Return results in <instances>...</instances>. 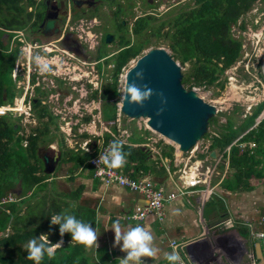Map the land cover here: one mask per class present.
<instances>
[{
	"label": "trees",
	"instance_id": "1",
	"mask_svg": "<svg viewBox=\"0 0 264 264\" xmlns=\"http://www.w3.org/2000/svg\"><path fill=\"white\" fill-rule=\"evenodd\" d=\"M56 1L59 3L58 5L61 7V10L66 11V3L64 4L63 0ZM108 1L117 4L116 1ZM255 1L194 0L196 7L184 11L182 8L180 14L172 18L170 28L173 31L166 32L164 38L169 40L168 47L173 52L172 56L182 66L185 63H190L188 75L182 78L183 85L187 88L196 86L206 89L213 85L219 86L222 84V82H219L220 77L224 74L225 69L236 60L241 44V40L232 37L230 32L231 27L236 25L239 19L245 17L248 11L252 9ZM46 4L47 0H0V104L12 103L15 95L20 94L22 91L21 89L15 90L14 83L10 87L5 83V80L12 81L11 72L14 68V63L22 51L19 48L22 42H19L16 36H18L19 32L23 31L40 33L39 24L44 18ZM65 16L66 12L61 16L63 23ZM145 19L150 22L149 20L152 18H139L133 25L132 35L136 40H134L133 45L128 49L122 50L120 54H117L114 61L111 59L106 61V64H109L111 61L114 62L112 81L109 83L113 87L109 90V93L111 91L115 93L116 91L117 75L121 68L130 58L138 55L147 43L148 39H139L140 34L146 32V27L149 26V23ZM61 21L59 22L60 25ZM124 25L125 23L119 20L117 22L118 30L120 31ZM35 29L36 31H33ZM155 29L156 32H153L154 35L160 37L162 35L160 34V27H156ZM3 34L7 35V44ZM11 39L16 45L10 48L9 41ZM114 40H116L115 37ZM37 41H39L38 38ZM118 42L119 46H127L131 42V38L119 34ZM100 49L95 57L97 59H99L100 55L103 57ZM220 63H222V66ZM59 81L60 83L58 85L64 90L66 87L62 86V80ZM32 82L34 95L31 99V117H35L38 121L43 118L45 119L41 122L43 124L42 129H37V127L33 128L32 132L25 138L28 143L23 145L24 138L15 134L19 125L10 119L9 114L0 116V231H5L9 226L13 228L12 233L0 238V264H34V261L27 259L28 253L25 250L30 240L33 238L39 239L41 234L49 232V241L47 243L49 246H52L56 240L61 238L59 235V225L50 226L52 202L49 203L42 218H38L35 211L32 210L30 212V203L27 206L29 209L28 213L26 216H22L19 215L18 210L20 202H15L14 200H8L5 203L2 202L4 196H7L8 193L17 198L29 193L28 198H31L39 191L44 192L43 190L48 185L46 178L49 177L50 172L45 171L44 161L40 155L41 149H39L38 145L40 140L50 138H45V136L50 132L51 124L54 125V128L57 126L55 118L58 116L54 115L53 110L49 109L50 105L41 103L43 94H46L48 91L45 92V89L40 84L37 86L34 85L36 82L35 76H33ZM70 88V86H67L65 93L71 90ZM50 90L52 92L55 89L51 88ZM89 97L93 99L98 98L97 92L95 90L91 91ZM102 98L107 99L108 95L105 94L104 96L102 94ZM111 110L112 113L110 115L105 113L104 118L112 120L116 117V105L114 102ZM263 110L264 102L260 103L252 114L243 120L239 128V131H244L252 126V129L243 139L248 141L252 140L256 146L254 153H251L247 147L243 148L240 145L231 146L228 167L235 170L236 173L233 174L234 178L230 174L225 175L222 183L225 185L223 186L224 189L240 190L244 183L243 179L247 181L246 184H249L253 176L256 178L264 175V148L260 147L262 142H264V115L260 119V113ZM214 119V117H211L209 122L214 121ZM227 121L229 120L227 119ZM47 123L51 124L48 125ZM237 133V129H229L228 134L214 139L213 147L217 146L223 149L230 144V141L235 138ZM102 139V145L109 142L112 143L116 140V138L109 134L103 136ZM147 149L149 148L144 146L123 145V151L127 154L126 163L128 161L129 163L135 162L139 164L134 169H129L127 171L128 173H138L140 169L148 175L153 172L146 169L147 167L142 166L146 157L149 156ZM99 150L100 148L98 150L88 151L77 147L76 150H69L67 152L70 159L75 160L76 165H82L84 163L85 167H90L89 159L95 156ZM172 151L173 147L171 145H163V155L167 153L171 155ZM67 152L62 154V156L67 155ZM259 153L263 155V159L261 160L255 157V154ZM224 156H227L226 152H224ZM257 163L262 164L258 170L254 168V165ZM148 170L149 172H147ZM229 176L234 181L233 183L228 182V184H225V181L231 180L228 178ZM17 183L20 186V193L13 190ZM45 201H47V197L44 195L41 197L40 202H37L35 205L41 206ZM1 207H5V209ZM43 216H46L48 220L45 221ZM43 221L46 224L38 226ZM18 223L20 225H17ZM63 238H71V234L65 233ZM41 264L94 263L89 262L88 258L84 256L80 243L75 245L64 243L55 248V256L53 258L49 259L47 254H45Z\"/></svg>",
	"mask_w": 264,
	"mask_h": 264
},
{
	"label": "rangeland",
	"instance_id": "2",
	"mask_svg": "<svg viewBox=\"0 0 264 264\" xmlns=\"http://www.w3.org/2000/svg\"><path fill=\"white\" fill-rule=\"evenodd\" d=\"M97 6L96 9L90 13H97L101 17L102 21V27H94L92 28L89 23L83 24L84 18L81 19L76 18L71 23H68L67 29L64 30V27L66 26V22L61 21V38L63 35L66 34V32H72L73 36L77 37L82 43L83 41L85 43L84 47L86 50V53L88 54V60L83 59H77L71 56V52H69L64 46H61L57 44L56 42V35L55 34H49L45 35L41 39L42 42L40 43L41 46L34 44L33 42H36V36L37 33L35 32H19L17 37V40L19 42H22V44L19 45V48L22 49L21 54L16 59L14 63V68L11 72L12 81H6L5 83L7 86L10 87L12 83L15 85L16 89H21V93H23V99L24 100H30L33 98L34 92H33V82L32 78L35 76L36 82L34 85L42 86L43 89H45V92L48 91L46 94H43V97L41 99L42 104H51V98L54 99L56 104H51L49 107L50 110H54L53 112L55 114H69L71 115L73 112L69 111L65 106L64 102L62 101V104L58 103V98L60 93L62 96L66 92L67 86H71V90L68 91V93L65 95L64 98L68 99V96L72 98H80L82 100H85L86 95L89 94L91 91H94L97 87V95H100L103 93L105 96L109 94V90L112 89V85L109 84L112 81V63L108 65H104V63L101 61L98 65L95 64V57L97 56V42H99L98 34L99 31H109L113 32L115 34L116 40L111 42L107 45V42L102 38V43L99 45L100 52L104 56L107 53L113 52L115 50H118L119 46V34H123L126 37H130L131 40H135L134 36L132 35V28L137 20L136 18H152L148 22L147 19L145 21L149 23V26L146 27V32H143L140 34L139 39H148L147 43L145 44L144 48L141 50L138 56L146 52L149 48L152 47H164L167 49L170 55H172L171 49L168 47L169 40L164 38V34L166 32H172L173 29L170 28L172 25V18L174 16H178L180 14V10L183 8L184 10H190L194 7V0H110V1H116L118 4H122V9L117 8L115 2L110 3L108 0H96ZM52 5L56 6L54 9L52 8ZM262 8V9H260ZM31 10V9H29ZM57 3L54 2V0H50L49 6L46 7V10L44 12V15L52 12L57 11ZM121 10V11H120ZM120 11V12H119ZM57 15V12H55ZM149 14V15H148ZM45 17V16H44ZM125 22V25L118 30L117 22L121 19ZM44 19V18H43ZM42 19V20H43ZM51 19L55 20L56 25V17L55 19L51 17ZM42 22V21H41ZM98 22V21H97ZM41 24V23H40ZM39 24V29H40ZM54 25V27H55ZM242 26H244L242 28ZM73 29H72V28ZM156 27H160V34H162L160 37H157L154 35L153 32H156ZM101 29V30H100ZM41 30V29H40ZM72 30V31H71ZM33 31H36L33 30ZM231 35L235 39H240V50L239 54L236 58V60L231 64L232 68L228 66L224 74L220 77L219 82L222 84L220 85H213L208 88L203 87H196V91L198 92L199 96L203 98V100L213 103L216 106L217 112L213 116L215 119L212 122H209L208 125V131L204 136V139H209V142H207L206 146L204 144H200L198 147V150L195 152V157L191 159V156L188 157L190 161H188L189 166L195 165L198 161L202 162V169H200L201 172H204L207 166L210 168L216 169V172L212 175V181H216V179H219V177L223 178L225 175L230 174L233 177V174L236 173L235 170L228 167L229 163V156H230V150L227 152L229 148L233 145H240L241 147L249 148L251 153H254L255 148V142L253 144L252 140H244L243 138L248 134L247 132L252 129V126L244 131H239V128L242 125L243 120H245L247 117H249L254 109L262 102H264V0H256L253 5L252 9L248 11L246 14V19L241 18L238 20L236 25H233L231 27ZM41 34V31L40 33ZM4 39L6 40L7 44V35L3 34ZM14 37V38H16ZM28 38V39H27ZM12 39L9 41L10 48L15 46V42H11ZM136 41V40H135ZM96 46V49L91 52V49ZM67 51H65V50ZM74 58V60H70L68 57ZM36 57L40 58L41 64L46 63L48 65L47 71H41V67L36 62ZM101 58V55L99 56ZM177 61V60H176ZM178 62V61H177ZM222 66V63H220ZM77 68V69H75ZM82 70L85 72H80L81 74H78V72ZM190 70V63H185L182 66V73L183 76H187L188 72ZM56 72V74H55ZM55 74V75H54ZM82 74L88 75L81 76ZM58 77H57V76ZM99 75V76H98ZM74 77L75 80H80V78H84L82 81H80L79 85H76L73 83L72 78ZM59 80H62L61 84L62 86L66 87L64 90L60 88ZM65 82V83H64ZM90 83L92 85V88H88L87 84ZM109 84V85H108ZM102 85H105L104 88L101 87ZM55 87L54 91L51 92V88ZM118 90H121V87L117 85ZM73 88H77V91L72 92ZM115 90V88H114ZM15 93V92H14ZM20 93V94H21ZM19 93L15 95V98L13 99L14 104L12 105H21L20 95ZM81 94V95H80ZM116 100H120V94L115 93ZM70 97V98H71ZM63 98V100H64ZM66 100V103L69 102ZM80 100V101H82ZM10 101V99H8ZM102 104H104L103 100ZM72 102V101H71ZM108 100L105 99V106L107 104ZM16 103V104H15ZM74 106L77 104V99L73 102ZM101 104V106H102ZM119 104V103H118ZM79 105V106H78ZM76 105V109L81 111V108H85L84 105L78 103ZM12 114H9L10 119L12 121H15L16 124L19 125L17 131L15 134L18 136H22L24 138L23 145H26L28 142L25 139L31 132L33 128H41L43 127V124L41 123L45 119L37 120L35 117H26L24 116L23 109L18 113V111H12ZM112 113V110H111ZM27 114V113H25ZM95 114V113H94ZM120 114V113H119ZM264 115V110L260 113V119ZM118 116V113H117ZM227 119L229 121H227ZM55 122L57 123V118H55ZM72 122L65 123L63 126L60 127L58 130H52L54 126L51 123H47L50 125V132L45 136V140L39 141V149L47 148L50 149V146H53L52 148H55L54 142L51 144H47L48 141L55 139L56 137H60L63 134L67 135L66 130L67 125L68 127L71 125ZM119 123L121 127L120 129H123L122 127H125L126 130H131L135 132V137L133 138L134 143H142L146 141L145 137H140V130H144V128L147 129L146 126V119L144 118H136L132 119L124 114H120L119 116ZM61 125V123H60ZM229 125V126H228ZM16 126V125H15ZM229 127V128H228ZM139 129V130H137ZM229 129L232 130H238V133L236 134L235 138L230 141V144L225 146L223 149L221 147H213L216 148L217 154L216 158H213L211 156L212 151V140L214 141L215 138H221L224 134L229 133ZM151 133L147 132L146 137L151 138L152 142H158V148L161 149L164 144L171 145L173 147L175 146V143H172L171 141L165 139L164 137L160 136L158 133L152 131L151 129H147ZM120 132V130H118ZM52 132H55L53 135ZM63 135V136H64ZM120 135H116V138L119 140L125 139L124 137ZM65 137V136H64ZM155 140V141H153ZM201 140L198 141V143L194 146V148L199 144ZM125 142V140H123ZM129 141H126L125 144H129ZM148 144V143H147ZM149 147V144L147 145ZM261 148H264V142H262ZM152 148V147H151ZM193 148V149H194ZM192 148L183 154L184 157L189 155ZM150 149H147V152H149V156L158 157V154H156L154 151H149ZM226 151L227 156H223L224 152ZM173 152V151H172ZM255 157L258 159H263L262 154H255ZM63 159V158H62ZM198 160V161H197ZM191 162V163H190ZM217 165V166H216ZM155 166V165H154ZM262 166L261 163H257L254 165V168L258 170ZM59 167V164L57 168ZM181 170V169H180ZM179 170V172H180ZM219 173V174H218ZM218 174V175H217ZM54 173L50 174L48 178H46V181L52 180ZM147 178H152L151 175L146 176ZM228 177L231 179L230 181H225V184L228 182L233 183V178ZM256 177V176H255ZM153 179V178H152ZM211 181V183H212ZM244 183L240 190H242V195L246 196L248 199H252L256 206L258 208H261L262 211H264V175L262 177H256L254 176L251 178L250 183L246 184L247 181L243 179ZM49 182V181H48ZM223 183V182H222ZM246 184V185H245ZM212 185V184H211ZM245 185V186H244ZM225 186L224 184L220 185V189ZM48 187V186H47ZM52 188H57V185L53 186ZM224 189V188H223ZM13 190L20 193V186L19 183L15 185ZM227 190V188H226ZM231 191H240L238 189H229ZM50 189L45 190L44 192L39 191L35 196L29 198L31 208L30 212L35 211L38 218H42V215L44 214L45 210L47 209L50 198ZM209 194V193H208ZM47 197L46 204L42 203L41 206H36L35 204L40 202L41 197L43 196ZM29 196V195H28ZM8 200H14L15 202H20L17 197H15L12 194H7V196H4L2 199V202H7ZM218 200V201H217ZM51 202V201H50ZM27 204V203H26ZM226 208L227 205L223 203V201L216 196V199H213L210 203L206 204L205 210L210 211L214 208L219 210V214H221V217L223 215L222 209L224 206ZM255 206V207H256ZM2 209H5V207H1ZM21 203L18 205L19 215L26 216V209L23 213L22 211ZM46 217V216H45ZM48 220L47 217L45 221ZM39 222V220H37ZM10 224V223H9ZM46 223L38 224L45 225ZM17 225H20L19 223ZM13 232V228L9 226L5 231H0V238L3 236H7L8 234ZM263 247H264V240H263ZM246 250L249 253L248 244H246ZM235 250V256L234 260L237 261L239 258V250ZM247 256V255H246ZM245 256V257H246ZM222 260H225L224 257H222Z\"/></svg>",
	"mask_w": 264,
	"mask_h": 264
},
{
	"label": "crops",
	"instance_id": "3",
	"mask_svg": "<svg viewBox=\"0 0 264 264\" xmlns=\"http://www.w3.org/2000/svg\"><path fill=\"white\" fill-rule=\"evenodd\" d=\"M121 5L116 4L119 9H122ZM122 19L124 18L120 20ZM136 19L139 18L137 17ZM67 93H64L63 96L60 93L56 99H58L59 104H62L61 102L63 101L64 106L73 113L71 115L68 114L67 117L64 114L53 113L58 117L57 126L52 128V130H58L63 124L72 122L69 127L67 125V135L63 134L65 137L62 135L59 138L56 137L48 141L47 144L54 142L55 148L50 146V149L43 148L40 151L42 158L43 155L47 154L57 159L53 171L50 172V174L54 173V177L51 178L52 180H48L49 182L47 181L48 187L46 186L43 191L48 189L51 191L48 201V203L51 201L53 205L50 219L53 215L58 214L73 215L76 219L91 224L96 230L99 235L98 248L95 246L86 248L81 244L83 254L88 258L89 262L94 264H120L119 258L126 256V253L120 250L119 245L113 247L114 231L111 228L118 221L122 231H127L138 225L151 231L154 236V246L158 251L155 257L144 258V264H169L164 257L166 254L173 252L170 246L172 240L187 244L186 251L191 255L194 263H254L256 260L255 243L260 242L261 247H263V240L255 237V233L264 230V211L261 210L262 207L258 208L259 204L256 206L257 204L252 199L243 196L242 190L236 192L229 190V188L227 190L223 189V187L220 189V185L224 180L223 176L216 179V181H212L211 179L212 183L210 181L209 186L203 183L194 187L185 185L182 169L187 167V163L190 161L188 157L194 158L200 144L203 143L206 146L209 139L201 138L199 144L195 148L193 147L194 149L192 148L193 150L186 157L183 156L184 153L178 149L176 144L171 155H168V153L163 155L162 148H158L159 141L157 143L152 142L151 138L146 137L147 132L151 133L146 128L140 130L139 134L140 137H145L146 141L134 143L133 138H136L135 132L126 130L125 127L120 129V123L113 126L106 123L110 120L104 118V114H111L113 104L110 100H108L106 106H101V99L82 100L80 98H72L69 94L67 96L71 100L66 103L65 99L67 98L64 97ZM53 97L55 99L56 96ZM54 99L51 98V104L53 105L56 104ZM76 99V105L80 103L85 107L81 111L76 109V105L74 106L73 102ZM54 133L52 132L53 135H55ZM106 134L115 138L116 135L122 134V137L125 135V139L119 140L116 138V140L122 142L123 140L125 142L129 141L128 145L131 146L148 147L147 145L149 144L148 148L158 154V157L155 155L154 157L147 156L142 166L153 171L149 176L151 175L168 192H175L177 194L174 200L166 203L163 207L164 217L161 220L153 213L148 214L145 219L139 221L129 218L137 206L146 205L147 202L143 195L126 187L106 185L93 176L89 166L85 167L84 163L76 165L75 160L70 159L67 151L76 150L77 147L88 151L101 148L102 138ZM125 142H123V145H127ZM213 143L214 141L212 140V148ZM66 152L67 155L62 156ZM58 164L59 167L57 168ZM195 164H197L196 160ZM136 166H139V164L127 161L123 169L129 171V169H134ZM143 167L142 169H144ZM139 172L145 174L141 169ZM131 175L137 177L138 173L134 172ZM55 185H57V188H52ZM28 195L29 193L17 198L23 207L21 213L25 209L26 214L29 211L27 208L30 201ZM216 196L228 207L226 208L223 205L222 217L216 208L210 211L205 210L206 204L210 203L212 198L216 199ZM44 203L46 204V201ZM43 218L46 219L45 216ZM44 234L48 242L50 233ZM62 239L63 244L75 245L78 243L71 238ZM60 240L61 238L56 240L52 246L56 248V243ZM246 244H248L249 253L246 250ZM234 249L239 250L240 253L237 261L234 260ZM222 257L225 260H222Z\"/></svg>",
	"mask_w": 264,
	"mask_h": 264
},
{
	"label": "water",
	"instance_id": "4",
	"mask_svg": "<svg viewBox=\"0 0 264 264\" xmlns=\"http://www.w3.org/2000/svg\"><path fill=\"white\" fill-rule=\"evenodd\" d=\"M46 5L49 6V1ZM55 7L52 5L53 9ZM55 12L44 15L40 24L43 35L58 33V27H54L55 20L51 19L57 16ZM112 40L110 33L105 35V42ZM137 72L142 73V79L136 78ZM182 78L181 64L166 48H149L125 73L120 108L132 119L148 118L146 123L152 131L175 143L185 153L207 133L209 119L217 109L214 104L203 100L195 89L183 86ZM134 80L142 88L146 85L151 90L150 97L143 104L129 102L130 98L125 95L128 84ZM216 153V149L212 150L211 156L216 157ZM43 161L45 171H53L57 159L45 154ZM255 247L256 260L253 264H264V248L260 242H256Z\"/></svg>",
	"mask_w": 264,
	"mask_h": 264
},
{
	"label": "clouds",
	"instance_id": "5",
	"mask_svg": "<svg viewBox=\"0 0 264 264\" xmlns=\"http://www.w3.org/2000/svg\"><path fill=\"white\" fill-rule=\"evenodd\" d=\"M63 1H64V4L66 3V11H65L66 16H65V20H64V22H66V26L64 27V30H65V29H67L69 22L71 23L72 21H74L76 18H79L80 16H73V14L71 13L70 5H71V2H74L75 0H63ZM56 3H57V1H56ZM57 8L59 9L58 3H57ZM92 17L94 18V17H100V16L97 13H93ZM245 18H246V15H245ZM82 23L86 24L85 20H83ZM58 29H62L60 24L58 26ZM55 35L57 36L55 40L58 44L60 39H61V35H59V34H55ZM33 43L40 45V42H33ZM110 43H107V45ZM133 43H134V41H131L127 46H120L118 48V50H115V53L109 57H105L106 56V54H105L103 56V57H105L103 60H100V58L99 59L95 58L96 59L95 64L98 65L99 62L102 61L104 63V65H108V64H106L107 60L111 59L114 61L117 54H120L121 51L124 49L130 48L133 45ZM66 49L69 52H71V56L74 57L75 54L71 50H69L68 48H66ZM91 52H93V51L91 50ZM143 54H141V55H143ZM138 55L130 58L128 60V62L121 68L120 72L117 75V85H119L121 87V90H118V87H116L115 93L120 94V96H121L120 100L118 101V100L114 99L116 96H115V93L112 91H111V93H109L110 97L107 98V100L114 102L116 105V117L114 119L106 122L110 126L118 125L119 124L118 123L119 122V116H120V114H123L121 112L120 107H121V102H122L123 86H124V82H125V73L131 66H133L135 61L141 56V55L140 56H138ZM75 56H76L75 58H77V59L88 60V59L81 58L77 55H75ZM68 58L70 60H74V58H71V57H68ZM101 59H102V57H101ZM36 62L41 67V71L49 70L48 65L46 63L41 64L39 57H36ZM110 63H112V68H113L114 62L111 61ZM230 68H232L231 65H230ZM75 69H77V68H75ZM80 72H85V71L80 70L78 72V74H81ZM55 74H56V72H55ZM81 76L88 77V75H86V74H82ZM70 78L74 79V77H70ZM136 78L142 79L143 78L142 73L137 72ZM83 79L84 78H80V80L74 79L73 83L76 85H79L80 81H82ZM87 85H89L88 88H92V85L90 83H88ZM104 86L105 85H102L101 87L104 88ZM183 86H185V85H183ZM97 88L95 89L96 92H97ZM192 88L196 90V87H192ZM188 89H190V88H188ZM73 91L74 92L77 91V88H73ZM90 93L85 94L86 95L85 99H89V100L90 99H92V100L101 99L104 102V104H102V105H105V99L102 98L103 93L98 95V98H96V99L90 98L89 97ZM21 94L19 95V97L21 96ZM125 95L128 98H130L129 102L143 104V102L150 97L151 90L148 89L146 85L142 88L141 86L137 85V83L134 80L128 84ZM101 100H100V105L102 103ZM81 109H84V108H81ZM117 113H118V116H117ZM64 115L66 117L68 116V114H64ZM144 119L148 120V118H144ZM145 124L147 126V129H150V127L147 125V123H145ZM126 155L127 154L123 151V142L118 141V140H114L111 143L109 150L106 153H104L103 155H101L99 157V160L96 161V163H103L106 167L111 168V169L122 168L126 164ZM51 225H59V235L61 237V240L56 243V247H59L60 245L63 244L62 238H63L65 233L71 234L72 240L77 241L78 243L84 245L86 248H91L93 246H95L97 248L99 247V245H98V236L99 235L97 234L96 230L91 226V224L84 223V222L76 219V217L73 215H59V214L53 215L50 219V226ZM111 229L114 231L113 247H116L117 245H119L120 250L122 252L126 253V256L119 258L120 264H144V258H153L156 256L158 249L154 246V236L152 235L151 231L148 230L147 228L138 225V226L132 227L131 229H129L127 231H122L120 224L117 221L113 224ZM25 250L28 253L27 259L34 261V264H41V261L44 259L45 254H47L49 259H51L55 256V247L48 245L47 240L45 238V234H41L39 239L33 238L32 240H30L28 242ZM189 257L191 258V255H189ZM164 258L169 262V264H183V260H182L181 256L175 250H173V252H171V253L166 254ZM191 261H192V258H191ZM192 263L194 264L193 261H192ZM197 264H199V263H197ZM201 264H203V262Z\"/></svg>",
	"mask_w": 264,
	"mask_h": 264
},
{
	"label": "built area",
	"instance_id": "6",
	"mask_svg": "<svg viewBox=\"0 0 264 264\" xmlns=\"http://www.w3.org/2000/svg\"><path fill=\"white\" fill-rule=\"evenodd\" d=\"M36 44V43H34ZM38 45V44H36ZM41 46V45H39ZM24 93V92H23ZM23 93L20 96L21 105H12V103L0 104V116L6 114H12V111H20L23 109L24 116H31V101L23 99ZM15 100V99H14ZM16 104V103H15ZM27 113V114H25ZM27 117V118H28ZM119 123V122H118ZM160 135V134H159ZM161 136V135H160ZM163 137V136H162ZM254 144V142H253ZM111 143L103 144L98 153L89 159V164L93 173V176L106 185H116L120 187H126L129 190L136 191L143 195L146 199V205L137 206L135 210L130 214L129 218L132 220H143L148 214H156L157 218L161 220L164 217L163 207L166 203L174 200L177 197L175 192H168L160 183L156 182L152 178H147L148 174H141L138 172L137 177H133L130 173L122 168L111 169L106 167L103 163H96L99 157L106 153L110 148ZM230 148L227 150V152ZM226 152V151H225ZM202 162H197L194 166L182 169V174L186 186H196L198 184H205L209 186L212 179V175L216 172L214 168L206 167L204 172H201ZM204 196V194H203ZM255 237L259 240H264V230L255 233ZM172 251L175 250L179 253L183 260V264H193L186 249L187 244L172 240L170 242ZM197 264V263H194Z\"/></svg>",
	"mask_w": 264,
	"mask_h": 264
},
{
	"label": "flooded vegetation",
	"instance_id": "7",
	"mask_svg": "<svg viewBox=\"0 0 264 264\" xmlns=\"http://www.w3.org/2000/svg\"><path fill=\"white\" fill-rule=\"evenodd\" d=\"M47 1L50 2V0H47ZM54 2H56V0H54ZM96 6H97L96 0H79V1L75 0L74 2H71L70 9H71V13L73 14V16H81L80 18L81 19L84 18L85 22L89 23V25H91L92 28H94V27L101 28L102 27L101 18L100 17H94L93 18L92 17L93 13H90L96 9ZM64 13H65V11H62L61 7L59 6V9L57 10V16H56V25H55L56 27L59 26V22L62 20L61 16L64 15ZM61 31H62V29H58V33H56V34L61 35ZM108 33L113 35L112 42L114 41L113 32L105 31V33H103V31H99V34L97 35L99 38V42H97V44H96L97 52L99 50V45H101V43H102V38L104 37V40H105V35ZM37 35H40V36H36L35 41L41 43L43 40L41 38L44 37V35L42 33L37 34ZM37 38L39 39V41H37ZM131 41H134V40H131ZM83 43L77 37L73 36L72 32H66V34L63 35V37L60 39L58 44L61 46H64L65 48H68L75 55H77L81 58H84V59H88L89 57H88V54L86 53V50H85ZM96 46H94V48L91 50L94 51L96 49ZM114 53H115V51L107 53L105 57H109ZM105 57H102V59L100 58V60H103Z\"/></svg>",
	"mask_w": 264,
	"mask_h": 264
}]
</instances>
